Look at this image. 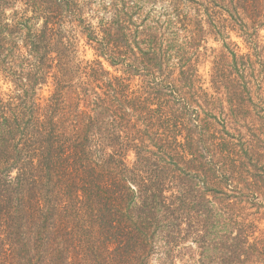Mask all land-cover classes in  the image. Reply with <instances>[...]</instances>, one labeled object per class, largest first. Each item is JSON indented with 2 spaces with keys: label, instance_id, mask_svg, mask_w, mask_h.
Wrapping results in <instances>:
<instances>
[{
  "label": "trees",
  "instance_id": "16d2710c",
  "mask_svg": "<svg viewBox=\"0 0 264 264\" xmlns=\"http://www.w3.org/2000/svg\"><path fill=\"white\" fill-rule=\"evenodd\" d=\"M168 2L0 0V264H264V0Z\"/></svg>",
  "mask_w": 264,
  "mask_h": 264
},
{
  "label": "rangeland",
  "instance_id": "374dc122",
  "mask_svg": "<svg viewBox=\"0 0 264 264\" xmlns=\"http://www.w3.org/2000/svg\"><path fill=\"white\" fill-rule=\"evenodd\" d=\"M100 1H109V0H100ZM136 1H139V4L141 5V7H139L140 5L138 6L141 18H143L147 14V12H149L151 16H153L154 18H158L159 14L161 15L164 14L165 12L164 8H167L169 3L168 2L169 0H136ZM179 2H181V4H184L183 6L185 7H189V6L195 7L196 3L200 2V0H179ZM196 8H198V4ZM89 12L90 10L88 11V14ZM93 23L96 24L95 20L93 21ZM260 35H261V39L264 40V30L260 32ZM227 42L229 44V47L231 49H234L238 54L245 53L247 51L242 39L239 38L235 33L229 32V39L227 40ZM202 45L206 47V49L220 48L218 43L214 42L211 38H208L206 41H204ZM79 47L80 48L78 51L79 52L78 59L88 61L95 58L93 55V51L89 47L87 46L85 47L83 42L79 43ZM201 62L198 66V75H200L202 79H206L210 69V63L208 61H204L203 59H201ZM205 86L206 84L204 85V87ZM11 89H12V84L8 82L0 81V94L8 93ZM47 90L48 89L45 88L44 91L45 96H47ZM263 228L264 227H262V229Z\"/></svg>",
  "mask_w": 264,
  "mask_h": 264
}]
</instances>
